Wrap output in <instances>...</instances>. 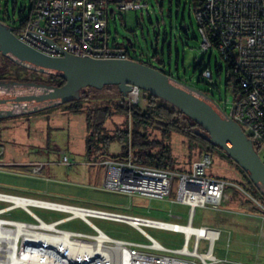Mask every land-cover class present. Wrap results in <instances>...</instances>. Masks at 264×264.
I'll list each match as a JSON object with an SVG mask.
<instances>
[{"label":"built area","instance_id":"built-area-1","mask_svg":"<svg viewBox=\"0 0 264 264\" xmlns=\"http://www.w3.org/2000/svg\"><path fill=\"white\" fill-rule=\"evenodd\" d=\"M193 2L200 49L202 52L216 49L232 64L235 82L229 86L230 98L225 100L229 111L216 101L242 127L261 156L264 152V0ZM145 6L144 0H31L24 22L14 14L6 15L2 22L22 41L50 55L61 53L47 39L76 55L129 59L127 45L109 41L110 19L117 10H138ZM202 75L213 78L210 68ZM141 90L133 86L126 97L131 105L139 104ZM5 153V145L0 144V171L17 172L14 171L17 164L2 160ZM130 155L122 160L121 166L110 165V170L120 169L119 180H110L109 170L103 189L130 198L187 205L186 224L0 191V202L6 204L0 207V264H264V203L234 180L208 175L207 169L213 164L212 154L204 153L188 170L136 164ZM64 160L69 163L67 156ZM45 167L46 163L36 162L28 169L40 177ZM175 180L177 197L170 199ZM237 190L254 202V205L247 204L243 212L226 208ZM32 206L66 215L48 221L34 212ZM254 206L260 212H252ZM197 207L216 213L218 225L195 224ZM18 208L29 213L33 221L9 218ZM224 213L259 220L253 249L241 259L230 254L232 229L221 226ZM92 217L125 222L142 233L147 241L114 238L94 224ZM77 218L91 225L95 232L89 234L62 227ZM147 226L183 234V246H165L147 232ZM221 251L226 252L225 257L221 256Z\"/></svg>","mask_w":264,"mask_h":264},{"label":"rangeland","instance_id":"rangeland-1","mask_svg":"<svg viewBox=\"0 0 264 264\" xmlns=\"http://www.w3.org/2000/svg\"><path fill=\"white\" fill-rule=\"evenodd\" d=\"M144 2L146 6L142 9L116 11L115 16L110 19V43H123L130 47L134 57H140L152 64H157L153 58L154 48L160 50L162 61L167 64V68L171 69L173 74L181 77L188 85L200 91H206L229 111L230 107H226L225 100L230 98L229 86L235 81L231 78L227 83L230 73L227 72V63L218 50L202 52L200 49V34L194 15L193 0H144ZM30 4L31 0H0L2 9L0 13L3 15L7 8L11 15L15 13L19 16L23 10L25 17L29 13ZM128 39H131L132 43L128 42ZM2 55L0 52V64L4 62ZM209 60H211L213 78H204L202 71ZM217 65L223 67L221 74L217 71ZM11 72L15 73L16 77L0 79V82L33 81L49 84L48 76L41 71L34 72L28 67L27 69L15 67ZM10 92L16 91L0 90V95ZM147 95L148 92L141 90L139 105L142 108L148 104ZM122 98L123 95L118 87L105 86L102 89L83 88L75 99L80 100L88 108L121 104ZM64 105L65 103L34 111H30L29 106H0V112L15 113L4 116L7 119L0 123V144L6 147L2 160L17 164L18 167L14 171L20 172L0 171V191L105 208L181 224L187 223L189 213L187 205L163 202L159 199L130 198L125 194L103 189L110 165L121 166L120 154L125 151L122 149L123 143L117 138L110 144L108 152L101 153V158L98 156L99 161L94 162L90 159V155H87L86 138L90 132L85 114L65 112ZM168 106L174 108L170 104ZM129 123L131 124L128 117L116 113L106 121L104 127L106 133L120 135L127 129ZM148 134L152 139L166 140V143L171 145L175 160L173 169H190L192 162L202 153L198 144L190 142L181 134L173 133L170 138L165 139L159 130L152 127L148 130ZM124 143L132 157L131 144L126 141ZM223 152L228 155L224 150ZM65 156L69 158V163L64 160ZM261 156L264 159V152ZM212 159L213 164L207 169L208 175L234 180L264 203L263 193L253 182L250 183L241 169L239 170L236 165L228 161L219 149L212 152ZM36 162L46 163L40 177L28 169L29 165ZM246 175L249 177L247 173ZM176 184L177 180H175L170 199L177 197ZM232 196L234 199L226 205L228 210L243 212L247 204L254 205V202L239 190L234 191ZM4 205L6 204L0 202V207ZM129 205L131 207L127 208ZM31 209L48 221L66 215L34 206ZM251 211L258 213L260 209L254 206ZM214 214L216 213L208 208L197 207L195 224L207 222L218 225ZM171 215H177L180 218ZM8 217L33 221L32 216L21 208L13 210ZM91 220L114 238L147 241L142 233L125 222L96 217H92ZM220 220L221 226L232 229L230 254H234L237 259L247 256L258 238V218L224 213ZM62 227L89 234L95 232L94 228L81 218L65 223ZM145 229L167 247L181 248L183 246L184 237L181 233L149 226ZM220 254L222 257L226 256L225 251H221Z\"/></svg>","mask_w":264,"mask_h":264},{"label":"water","instance_id":"water-1","mask_svg":"<svg viewBox=\"0 0 264 264\" xmlns=\"http://www.w3.org/2000/svg\"><path fill=\"white\" fill-rule=\"evenodd\" d=\"M61 55H50L22 41L0 19V52L29 69L60 75L64 85L33 81H1L0 90H14L0 95V106H29L30 111L48 109L78 97L81 89H102L116 85L124 97L133 86L157 96L199 123L210 140L223 149L250 177L264 195V161L242 127L229 117L218 102L161 68L133 58L101 59L76 55L47 39ZM128 42L132 43L131 39ZM123 44V43H122ZM15 113L0 112V117Z\"/></svg>","mask_w":264,"mask_h":264},{"label":"trees","instance_id":"trees-1","mask_svg":"<svg viewBox=\"0 0 264 264\" xmlns=\"http://www.w3.org/2000/svg\"><path fill=\"white\" fill-rule=\"evenodd\" d=\"M0 10L2 11L1 6ZM23 13L24 11L22 10L19 16H17L15 13L14 15H16L18 20L24 22L26 16L24 17ZM9 14V11L6 8L4 15ZM0 19L4 20V18L1 17ZM128 48L130 50V47ZM153 52V58L157 61V64H152L151 62L143 60L140 57H134L131 51L130 56L131 58L138 61L155 65L156 67L161 68L167 74L175 77L181 82L188 84L181 77L173 74L171 69L167 68V64L162 61L160 50L154 48ZM2 56L4 58V62L0 64L1 80H5L8 77H16V74L11 72L15 67L17 69H27V67L20 65L12 58L4 54ZM226 63L227 72L230 73V76L227 80L228 83L230 79L233 78V72L232 64L228 61H226ZM200 65L202 66L203 64L201 63ZM169 66L171 67V63H169ZM207 68L211 69V60H209L208 65L204 67L203 71ZM222 70L223 67H219L217 65V71L219 74H221ZM34 72L38 71L34 70ZM42 74H46L48 76V83L51 85L61 86L66 83V80L60 75L45 72H42ZM204 92L209 95L206 91ZM209 96L211 97V95ZM146 98L148 104L145 108L140 107L139 104L131 105L124 96L122 98L121 104H115L112 106L103 105L86 108L78 99H73L65 103V112L73 114L84 113L86 116L87 128L90 132L86 138V149L87 155H90L91 157L90 159H92L94 162L99 161L100 154H106L110 148V144L119 138V140H121L123 143L122 149L125 150L122 152V154H120V159H128L127 157L129 156V148L124 143L126 141L131 144V160L134 163L159 168H173L175 160L172 154L171 145L166 143V140L152 139L148 134V130L152 127L159 130L165 139L170 138L173 133H178L187 137L190 142L198 144L202 150V153L198 158H200L204 153L212 154V152H214L216 149H219L222 155L228 161L236 165L239 170L241 169L237 163H235L228 155L223 152V149L210 140L206 130L199 123H196L193 119L187 117L182 111L169 107L166 102L160 100L157 96L149 92ZM116 113H120L128 117L131 124L129 123L127 129L122 131V134L110 135L109 133H106L104 125L106 121ZM5 119H7V117H0V123L5 121ZM241 172L244 173L248 181L252 183L243 169H241Z\"/></svg>","mask_w":264,"mask_h":264},{"label":"bare ground","instance_id":"bare-ground-1","mask_svg":"<svg viewBox=\"0 0 264 264\" xmlns=\"http://www.w3.org/2000/svg\"><path fill=\"white\" fill-rule=\"evenodd\" d=\"M119 172H120V169H111L110 171V180L112 181H116V180H119Z\"/></svg>","mask_w":264,"mask_h":264},{"label":"flooded vegetation","instance_id":"flooded-vegetation-1","mask_svg":"<svg viewBox=\"0 0 264 264\" xmlns=\"http://www.w3.org/2000/svg\"><path fill=\"white\" fill-rule=\"evenodd\" d=\"M0 17H1V18H6V15H4V14L1 15V13H0Z\"/></svg>","mask_w":264,"mask_h":264},{"label":"crops","instance_id":"crops-1","mask_svg":"<svg viewBox=\"0 0 264 264\" xmlns=\"http://www.w3.org/2000/svg\"><path fill=\"white\" fill-rule=\"evenodd\" d=\"M131 51V50H130ZM132 53V52H131Z\"/></svg>","mask_w":264,"mask_h":264}]
</instances>
